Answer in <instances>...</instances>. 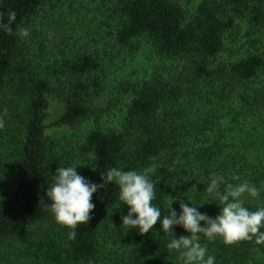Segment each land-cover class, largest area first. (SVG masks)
<instances>
[{
    "label": "trees",
    "instance_id": "1",
    "mask_svg": "<svg viewBox=\"0 0 264 264\" xmlns=\"http://www.w3.org/2000/svg\"><path fill=\"white\" fill-rule=\"evenodd\" d=\"M63 6L72 32L52 30L49 40L43 31L64 27L52 18ZM143 45L160 62L121 73ZM54 103L61 110L50 122ZM51 128L77 141L61 146ZM4 136L0 254L9 241L34 264H180L159 222L147 234L121 226L128 208L115 184L93 194L75 239L55 222L45 192L59 166H79L97 184L111 167L148 169L161 218L172 202L179 213L181 201L215 218L219 201L204 192L215 173L261 188L244 206H264V0H0V148ZM46 221L39 238L32 228ZM173 233L189 235L179 226ZM200 243L215 264H264L255 237Z\"/></svg>",
    "mask_w": 264,
    "mask_h": 264
},
{
    "label": "clouds",
    "instance_id": "2",
    "mask_svg": "<svg viewBox=\"0 0 264 264\" xmlns=\"http://www.w3.org/2000/svg\"><path fill=\"white\" fill-rule=\"evenodd\" d=\"M15 18L16 13L9 12L8 23L3 25L8 32L12 31L10 25ZM20 35L28 36L29 30L21 28ZM77 167L59 166L52 175L51 186L45 192L51 202L49 207L55 222L71 229L69 239L76 238L75 228L78 224L90 220V213L95 207L91 202L92 196L108 182L118 187V199L128 208L127 214L121 217V226L147 234L159 222L163 233L172 234L167 248L178 252L180 264H215V257L209 254L206 245L200 243L201 236L206 240L219 237L225 244L251 240L253 237L257 244L264 243V231H261L264 228V206L257 207L255 211L244 206L245 197H258L261 188L247 181L233 184L225 182L223 176L211 175L204 192L219 201V214L215 218L200 212L192 203L190 206L183 201L179 203V213L172 207V202L167 207L168 214L161 218V208L152 203L155 186L147 174L148 169L124 171L111 167L101 174L103 183L97 184L80 175ZM221 184H224L223 191L220 190ZM177 226L189 235L177 238L173 233Z\"/></svg>",
    "mask_w": 264,
    "mask_h": 264
},
{
    "label": "rangeland",
    "instance_id": "3",
    "mask_svg": "<svg viewBox=\"0 0 264 264\" xmlns=\"http://www.w3.org/2000/svg\"><path fill=\"white\" fill-rule=\"evenodd\" d=\"M51 12H54V11L53 10L46 11V13L48 14H50ZM52 18H54L53 20L54 24H56L58 20L62 18V20H64L63 21L64 27H61L58 25L57 26L55 25L54 28H52L51 25H49L50 28L45 27L46 31H43V34L49 40H51V38L53 37V33L50 32L52 30L56 31V33L62 32L63 34L64 32H70V31L72 32L71 29H73L72 25H74V19L70 17L68 10L65 9V6H63V8H60V9L56 8ZM155 58L153 57L152 53L149 52L147 47L143 45L142 50L140 51L138 56L135 57V60L130 61L131 58L127 59V63L124 64L125 66H124L123 71H121V73L128 74L133 71H137L139 74L140 73L143 74L145 70L152 71L154 67L157 65V63L160 62V59H155ZM53 105H54L53 110H52L53 116L50 119V122H52L54 119L58 117V115L60 114V110H61V106L59 104L54 103ZM6 124L7 123L4 121V125ZM50 135L52 137V140L56 143L58 142L61 146L68 145L69 142L71 141H74V142L77 141L76 139L77 135L71 130L51 128ZM7 140H8V137L4 136V139L2 141H4L5 143L0 148V151L2 153L5 152V145H6ZM10 145H12V143L8 142L7 146H10ZM7 153H8V148H7ZM10 160H11V156H9L8 158L9 163L11 162ZM49 227H50V221H46L44 223H41L33 227L32 231L37 237L41 238L45 236V234L49 230ZM1 253L2 254H0V264H34V261L31 260L30 257L27 256L25 252H23L22 249H20L19 246H16L9 241L4 242L1 248ZM5 256L8 259H4Z\"/></svg>",
    "mask_w": 264,
    "mask_h": 264
}]
</instances>
